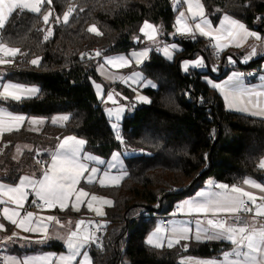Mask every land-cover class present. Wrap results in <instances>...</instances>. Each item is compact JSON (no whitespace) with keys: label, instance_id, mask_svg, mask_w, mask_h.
Masks as SVG:
<instances>
[{"label":"trees","instance_id":"1","mask_svg":"<svg viewBox=\"0 0 264 264\" xmlns=\"http://www.w3.org/2000/svg\"><path fill=\"white\" fill-rule=\"evenodd\" d=\"M172 2L53 0L51 6H44L45 11L49 7L53 10L54 34L49 41L43 42L44 33L38 31L47 26L32 13H14L6 28V34L11 36L10 46L19 47L28 55L18 56L12 66H7L5 79L36 86L40 92L22 103L0 101V106L30 118L46 120L39 132L20 128L18 132L2 136L0 147L4 148L6 164L13 162L10 154L17 146L22 149L20 164L35 159L33 152L23 150L25 146L38 148L42 155L35 160L45 161L47 152L65 135L85 140L84 152L104 160L114 152L138 153L124 157L128 176L119 186L102 188L96 184H82L85 190L109 197L113 202L103 217L110 220L105 224L104 240L99 246L92 244V264H179L178 259L183 255L217 256L227 244L192 241L186 251L182 246L153 248L145 239L157 220L126 224L122 219L144 209L153 210L156 203L158 212L166 214L208 180L238 185L245 178L261 181L264 178V170L259 168L260 160L264 159V118L227 110L217 91L205 79V73L191 70L183 74L180 71L178 63L194 58L197 52L210 60L199 38L193 41L174 39L172 43L181 49L175 52L173 60L165 59L160 51H150L147 60L136 68L143 75L141 83L149 80L155 88L105 85V93L113 88L127 102L133 103L132 112L124 116L118 126L124 143L116 139L93 88V83L101 81L97 65L103 58L126 54L138 47L142 38L140 26L145 21L158 25L161 39L169 42L177 10L183 7L177 6L174 10ZM201 3L213 23L227 14L264 36V0H201ZM69 5L77 9L69 24H55V17L60 16L62 20ZM80 8L84 11H79ZM91 25H96L102 35L89 33L87 29ZM96 51L102 56L81 59L82 53L94 56ZM37 56L42 58L39 67L27 62ZM260 62L261 59L256 60L246 67L235 65L245 70L258 69ZM225 75L221 73L212 79L218 82ZM135 90L150 102L134 101ZM62 115L70 117L63 126L49 124L50 118ZM7 174L8 178L17 179L20 172L14 166ZM49 248L58 250L60 246L55 244Z\"/></svg>","mask_w":264,"mask_h":264},{"label":"snow or ice","instance_id":"2","mask_svg":"<svg viewBox=\"0 0 264 264\" xmlns=\"http://www.w3.org/2000/svg\"><path fill=\"white\" fill-rule=\"evenodd\" d=\"M180 3L181 0H173L174 6H179ZM183 3L187 5V13L190 16L186 15L185 11L179 12L175 34L188 35L195 39V34L198 33L214 42L210 46L218 52L223 51L229 45L241 47L249 37H254L257 41L262 39L257 32L249 31L244 23L227 14L222 17L218 27H213L211 20L205 15L201 0H183ZM52 4L53 0H0V66H12L18 56L26 57L28 55L21 48L10 46L8 42L11 40V36L6 34V28L13 14L23 15L25 12L34 14L38 20L42 21L43 25L47 26L38 29L44 33L43 42H47L54 34L53 10L49 7L45 11L44 6ZM76 11L74 5H69L63 13L62 20L60 16L55 17V24L68 25ZM79 11L82 12L84 9L80 8ZM189 18L195 22L194 29L189 24ZM87 31L97 36L102 35L96 25H91ZM159 31L147 21L140 28V32L154 43ZM170 49L176 50L177 45L173 43L165 45L163 49L156 48L171 60L173 57ZM149 51L151 49L146 48L139 52H133L131 57H107L104 64L99 67L103 69L107 64L116 69H123L130 67L133 60L140 64L148 57ZM256 55L257 49L256 46H253L244 62L247 63ZM85 56L94 59L101 57L102 53L96 51L94 56L82 53L81 59H84ZM228 59L229 62L235 63L232 57H228ZM41 60L42 58L37 56L27 62L32 66L39 67ZM203 66L202 59L192 63L185 61L184 71L187 72L190 67L201 68ZM4 75L0 72V100L22 103L39 94L38 87L10 80L5 81ZM113 79H118L122 83H141L144 78L140 73L134 72L131 76H119L113 77ZM147 86L156 87L151 82H148ZM95 87L98 89V97L104 101L101 85L96 84ZM212 87L223 94L230 110L246 113L252 117L264 118V85L259 88L246 86L243 74L233 73L223 84H212ZM137 99L143 103L150 102L147 97L142 95H139ZM107 101L113 104L117 103L113 93H108ZM107 111L109 117H114L116 121H119L125 109L116 107L109 108ZM69 119L68 115H62L53 118L51 122L55 125L58 121L67 122ZM25 122L31 126L45 123L43 119L30 118L24 114L14 113L6 107H0V137L5 133L18 132ZM111 127L116 133V139L120 143H124L118 124L113 123ZM29 130H35V128L32 127ZM85 143V140L79 139L75 135H67L50 153V163L39 159L36 161L42 165L39 178L34 174L23 175L18 178V183L15 185L0 182V205H4L0 210V215L24 233L40 236L39 239L33 241L30 236L19 237L18 233L13 232L6 239L11 241L14 238H22L28 242L46 243L49 239L55 238L62 240L67 249L66 254L58 256L54 254L23 257L5 255L0 257L2 264H92L87 248L92 244L100 245L101 241L100 237L90 229L94 227L96 231H99L105 227L104 224L91 220H80L75 224V230L69 228L64 236H60L59 233L51 236L49 235L51 224L60 225L61 228L65 225H62L52 215L37 216L32 211L25 209L30 195L34 197L31 204L40 209L59 207L63 210L69 206L70 201H73L71 207L75 211H79V205L85 204V198L90 197L86 203L88 210L94 212L97 217L106 215L103 205L111 206L113 202L90 194L83 187L78 186L83 180L88 185L98 183L102 188L116 187L128 176V172L120 160V153L113 154L110 161H105L95 155L84 153ZM28 150L31 151V149ZM16 151L20 153L21 147L17 146ZM37 155L42 154L37 153ZM13 159L16 157L14 156ZM259 168L264 169V159L260 160ZM243 184L258 189L262 195L257 196L241 186H229L225 183L217 184L208 181L206 189L197 192L194 198L185 200L177 206L178 212L190 219L172 220L168 228L157 226L155 231L147 237L146 243L159 249L165 246L166 241L167 248L171 249L180 245L186 251L188 245L187 243L182 244V241L187 242L191 239L196 242L227 241L232 248L231 251H225L221 259L196 260L195 264H264V184L253 179H245ZM96 204L100 206H94ZM8 205H14V207ZM22 210L25 213L23 216H21ZM0 231H7L4 223H0ZM191 259L188 258V260ZM180 264H188V261L182 258Z\"/></svg>","mask_w":264,"mask_h":264},{"label":"crops","instance_id":"3","mask_svg":"<svg viewBox=\"0 0 264 264\" xmlns=\"http://www.w3.org/2000/svg\"><path fill=\"white\" fill-rule=\"evenodd\" d=\"M181 1L183 2V0H181ZM185 6H186V4L183 3V7H185ZM221 19H222V17L217 21V23H213L211 21L212 24H213V26L214 27H218L219 26V22H220ZM194 27H195V25L193 26V29H194ZM248 30L249 31H255V32H257L261 36V38L263 37V35L261 33H259L258 30H250V29H248ZM159 36L161 37L160 31H159ZM181 36H188V35H177L175 38H179ZM198 37H199V39L202 40L203 48L208 50L210 60L207 61L205 59V57H204V55H203L202 52H197L195 54V57L194 58H190L189 57L187 59L181 60L178 63L181 73L185 74V73H187V72H189L191 70H196L199 73H202V74L205 73L206 74L205 75V79L208 82L210 81L209 84L210 83L211 84H223L224 81H226L232 74L231 73L226 74L218 82H214L213 81L212 76L209 74V72L210 71L214 72L213 69H215V64H214V61H213V58H212V52L213 51H217V50L215 48H213L212 46H210L214 42L210 41L209 38L202 37L199 34H198ZM253 38L254 37H249L248 40L242 44L241 47H236L235 45H229L227 48H225L223 51H221V53L223 54V57L221 59H222V61H224L225 63H228V64L239 63L243 67H246L247 65L251 64L252 62L261 59L260 64L256 67V68L260 69V72L257 74V76L254 77V78L243 77L244 84L246 86L259 88L261 85H264V79H262V78H264V59H263L264 58V42H263V38L259 41V44H255L254 45V46H256V49H257V55L255 57H253L251 60H249L247 63L244 62L245 59H246V57L248 56V54L251 52V49L252 48L249 50V41L251 39H253ZM173 40H170L169 42H159L158 44L171 45V44H173L172 43ZM144 42H145L144 39L141 38V41L139 42V46L136 47V48H133V49L129 50V52L126 53L124 56L125 57H131V54L133 52H139V51H142V50L146 49L145 48V45H144ZM158 44H154V45H158ZM180 49H181L180 46H177V49L176 50H171L170 49V51L172 53V57H174L175 52L178 51V50H180ZM149 53H150V51H149ZM160 54L165 59L169 60L167 57H165L163 55L162 51H160ZM228 57H232V60H234L235 63L229 62ZM147 58L144 59L143 63L147 60ZM201 59L203 60V64H204L203 67H201V68H191L190 67L187 72L184 71V62L185 61H188L189 63H192V62H195L196 60H201ZM104 60H105V58H103V60H101V62L97 65V68H96V72L99 75V77L101 78V81L98 82V83H94V84H102L103 85V89L105 88V85L121 84L122 82H120L118 79H115L114 80L113 77L131 76L132 73H134L136 70H138L136 67H139L140 65L143 64V63L137 64L135 62V60H133L130 67H126V68H123V69H116V68H113L111 65H107V64L104 65V68L103 69H100L99 66L101 64H104ZM171 60H173V58ZM134 67L136 69H132V70L126 72L127 70H129L131 68H134ZM0 69H2V70H0V72L1 71H5V70L6 71L8 70L7 69V66H0ZM6 74L4 75V80L5 81H9V80L5 79ZM100 74L106 76L107 78H109L110 80L115 81V82L114 83H108V84L107 83H104L103 78L101 77ZM142 77H143V75H142ZM215 90L217 91V93L221 97V99L223 101V104H224V107L227 110L234 111V112H238V111H235V110H230L228 108L225 100H224L223 94L218 89H215ZM110 91H113L114 92L115 89L112 88V90H108L106 93H105V90H104L103 91L104 98L106 97V95ZM110 93H112V92H110ZM100 101H101V105H103V103H102L103 101L102 100H100ZM4 102H10V101H4ZM0 107H2V106H0ZM131 107H132V104H131ZM238 113H241V112H238ZM242 114H246V113H242ZM55 117H58V116H53L52 118H50L48 120V122H49L50 125H52V126H63L65 124L64 121H59L55 125L52 124L51 121ZM44 121L46 123V120H44ZM45 123L43 125L31 126L27 122H25V124L28 125V127H27L26 130L29 131V132H39L41 130V128L45 125ZM32 127H34L35 130H31L30 131L29 129L32 128ZM21 128H23V127H21ZM65 136H67V135H65ZM65 136L61 137L60 140H62ZM1 138L2 137H0V140H1ZM83 152H84V150H83ZM84 153H86V152H84ZM47 154L49 156V157H47V160H48L47 162L50 163V155H49L50 152L49 153L47 152ZM86 154H90V153H86ZM91 155H94V154L91 153ZM37 167H38V169H37V172L35 171V173L38 174V176H36V177L39 178L41 176V171L39 169V166H37ZM101 167L103 168L104 166H101ZM19 177H21V174H19L18 178ZM18 178L17 179H15V178H8L6 175H3L2 174V175H0V182L7 183V184H10V185H15L16 183H18ZM245 179H252V178H245ZM253 180H255V179H253ZM208 181H213L214 183H217V184L218 183H222V182H218V181H215V180H208ZM208 181L204 184V186L202 188H200L199 190H197L194 194H192L190 196H187V197L181 199L176 204L179 205L180 203H182L185 200L194 198L197 192L206 189L207 184H208ZM243 181L240 184H238L237 186L244 187L245 190L252 191L257 196L262 195V193H260L258 189H253V188H250L248 185H244L243 184ZM255 181L264 184V178L262 179V181L261 180H255ZM82 184H87V183H85L82 180L81 181V184L78 187H82ZM96 185L99 186L98 183H96ZM229 186H232V185H229ZM89 193L90 194H95V195H97L99 197H103V198H106V199L111 200L109 197H106V196H103V195H99V194H96V193H93V192H89ZM88 199H90V197L85 198V204L79 205V208H80L79 211H75L71 207V204H72L73 201H70L69 202V206L66 209L61 210L59 207H57L55 209H47L43 213H34V214L37 215V216H44V217H46L48 215H52V216L56 217L60 221V223L62 225H65V227L61 228L60 225H56L55 223H53L49 227V235L55 236L56 233H59L60 236H64L66 234V232L68 231L69 228H71V230H75V224L78 221H80V220L88 221L87 218L92 217V216H96L94 212L89 211L88 208L86 207V203H87V200ZM8 206L9 207H14V205H8ZM94 206H100V205L96 204ZM111 206L103 205L104 212L107 213V210ZM3 207H4V205H0V210H2ZM187 219H190V218L188 216H186V215L180 214V216L176 217L173 220H187ZM0 223H4L5 224V227L7 229V231H0V256L1 257L5 256V255H12V256H17V257H23V256H36V255H42V254H54V255H57L58 256L60 254H66L67 253L66 246L64 245L63 241L60 240V239H55V238L49 239L46 243L28 242V241H26L25 239H22V238H14L13 240L8 241L6 238L8 236H11L13 232L18 233L19 234V237L30 236L33 241L39 239L40 236L38 234L24 233L21 229H17L14 225H11L8 221L4 220L3 217H2V215H0ZM157 226H161L159 221H156L154 223L153 228L149 232V234L146 236L145 241L147 240V237L152 232L155 231V229H156ZM90 231H93V228L90 229ZM192 241H195V240L194 239H191V240H189L187 242H183L182 241V244L187 243V245H188ZM210 242H217V243L227 244L228 247L225 249V251L226 250H231V248H232V246L227 241H210ZM55 244H57V245L60 246V248L58 250L49 248V247H51L52 245H55ZM178 246H180V245H178ZM91 247H92V245L88 246V248H87V251H88L89 256H90ZM164 247L167 248L166 247V241H165V246ZM175 247H177V246H175ZM188 256H191V255H183L179 259L184 258V257H188ZM191 257H194V258L191 261H189L190 264H195V261L196 260L213 259V257H197V256H191ZM214 257H217V256H214ZM90 259H91V257H90Z\"/></svg>","mask_w":264,"mask_h":264},{"label":"rangeland","instance_id":"4","mask_svg":"<svg viewBox=\"0 0 264 264\" xmlns=\"http://www.w3.org/2000/svg\"><path fill=\"white\" fill-rule=\"evenodd\" d=\"M172 5H173V9L174 10H176L178 7L177 6H174V4H173V2H172ZM205 9V8H204ZM180 11H185V13H186V15H189L190 16V14H188L187 13V5L185 6V7H181L180 9H178L177 10V13H176V17H175V21H174V25H173V28H172V31L170 32V34L168 35V38H170L171 40H173V39H178V38H175L177 35H179V34H175L176 33V19H177V16L179 15V12ZM205 15H206V17L207 18H209V16H208V13H207V11L205 10ZM147 22H149V21H147ZM196 22H198V21H196ZM149 23H151V22H149ZM143 24H144V22L142 23V25L140 26V28L143 26ZM152 25H154L157 29H159L160 27L158 26V25H155V24H153V23H151ZM189 24L193 27L194 25H195V22L194 21H191V19L189 18ZM214 27V26H213ZM139 32H140V30H139ZM260 33V32H259ZM140 35L142 36V38L144 39V45H145V48H147V49H150L151 48V46H153L154 44H158L159 42H164L163 41V39H161V37L159 36V34L157 35V37H156V42L154 43V42H152V41H149L144 35H143V33H141L140 32ZM263 38V42H264V36L262 37ZM260 41V40H259ZM259 41H257L255 38H253V39H251L250 41H249V50L252 48V46H254L255 44H259ZM125 54H118V55H113V56H110V57H116V56H124ZM0 70H2V69H0ZM2 73H4V74H6L7 73V71L5 70V71H1ZM136 73H140L141 75H142V73L141 72H139L138 70H136L135 71ZM101 75V77L103 78V81H104V83H114L115 81H112V80H110L109 78H107L106 76H104V75H102V74H100ZM148 82H151V81H149V80H146L145 82H143V83H135V82H129V83H121L122 85H124V86H127V87H131V88H137L138 89V87L140 86V88H143V87H149V86H147L148 85ZM152 83V82H151ZM153 84V83H152ZM95 85L96 84H94L93 83V88H94V91H95V93H96V95H97V92H98V89L95 87ZM99 85H101V88H102V92L104 91V89H103V85L102 84H99ZM110 92H112L113 93V95H114V98L116 99V101H117V103L116 104H113L112 102H110V101H107V95H106V97L104 98V101L102 102L103 103V105H102V108H103V112H104V115H105V117L110 121V125H112L113 123H117L118 124V126H119V123H120V121L122 120V118L124 117V116H126V115H129L131 112H132V107H131V103H129V102H127V100L125 99V97H123L118 91H110ZM109 92V93H110ZM139 95H142L141 93H140V91H138V90H135V96H134V101H136V102H138V103H143V102H141V101H139L138 99H137V97L139 96ZM142 96H144V95H142ZM97 98L98 99H100L99 97H98V95H97ZM101 100V99H100ZM0 101H2V100H0ZM133 104V103H132ZM116 107H123L124 109H125V111L121 114V119L119 120V121H116L115 120V118L114 117H109V115H108V109L109 108H116ZM59 122V121H58ZM57 122V123H58ZM27 127H28V125H24L23 126V128H25V129H27ZM51 138H53L52 136H51ZM55 147H56V145H55ZM55 147H54V149H55ZM3 147H0V175H6L7 177H10L8 174H7V172L9 171V169H10V167H14V166H16L17 168H18V171L20 172V174H21V176L22 175H35V176H38V174H36L35 173V170H36V167L37 166H39V169H40V171H41V168H42V165L41 164H38V163H36V157L37 156H40V155H37V153H41L42 154V152L38 149V148H35V147H32V146H27V147H24L23 148V150H27V151H29L28 149H31V152H33L34 153V155H35V159H34V162H32V160H27V162H26V164H20V160H21V154H22V152H20V153H17V151H16V149H14L12 152H11V154H10V157L11 158H13L14 156L16 157V159H13L12 161L13 162H11V164H6L5 162H4V157H5V154L3 153ZM53 149V150H54ZM22 150V149H21ZM52 150V151H53ZM50 153H51V151H50ZM115 153H120V160L122 161V163H123V166H124V168H125V163H124V157H129V156H134V155H137L138 153L137 152H134V151H124V152H114V153H112L111 155H110V157H109V159L108 160H105V161H110L111 160V157H112V155L113 154H115ZM91 154V153H90ZM50 155V154H49ZM95 156H97V155H95ZM49 157V156H48ZM97 157H99V156H97ZM100 159H103L102 157H99ZM45 161H48L47 159L45 160ZM44 166H46V165H44ZM37 169H38V167H37ZM16 173V172H15ZM226 251H231V250H226ZM225 252V250L222 252V253H220V254H218L217 255V257H213V259H221L222 258V254ZM188 258H194V257H191V256H188V257H184L183 259H185V260H187L188 261V264H190V262L189 261H191V260H188ZM181 260H182V258L181 259H178V262H179V264H180V262H181Z\"/></svg>","mask_w":264,"mask_h":264},{"label":"built area","instance_id":"5","mask_svg":"<svg viewBox=\"0 0 264 264\" xmlns=\"http://www.w3.org/2000/svg\"><path fill=\"white\" fill-rule=\"evenodd\" d=\"M183 5L182 1L180 3V5L178 7H181ZM199 38L198 34H195V39ZM195 39H192L190 36H181L178 38L179 41H193ZM165 46V44H158V45H154L151 46V51H157L156 48L159 47L160 49H163V47ZM212 58L215 64V70L214 72L210 71L209 74L212 77H218L221 75V73H242L243 77H249V78H254L257 76V74L260 72V69H248L245 70L244 68H239L237 65L235 64H228L225 63L224 61H222L221 59V53L218 51H213L212 52ZM189 78H191V76H188ZM190 92V88H188L187 94ZM33 196H29V200L28 202H26L25 204V209L27 211H32L33 213H43L45 212L47 209H40L38 207H36L35 205L31 204V200L33 199ZM178 204L173 205L172 208L169 210L168 213L166 214H161L159 213V206L156 203L154 205V209L153 210H147L144 209L141 213L136 214V215H132L129 217L124 216L122 219V223H132L134 221H139V220H143V221H150V220H157L160 222V225L163 228H168L170 225V222L175 219L176 217L180 216V213L178 212V208H177ZM175 213V215H173ZM24 210L21 211V216H23ZM190 218V217H189ZM87 220H91V221H95L97 223H101V224H106L109 223L110 220L104 219L103 217H97V216H92L87 218ZM93 232H95L96 236L100 237V241L101 243L104 240L105 237V232H106V225L105 227L101 228L99 231H96L95 228L93 227ZM95 246H99L96 244H93ZM101 245V244H100ZM1 257V256H0ZM0 264H2V260H0Z\"/></svg>","mask_w":264,"mask_h":264},{"label":"water","instance_id":"6","mask_svg":"<svg viewBox=\"0 0 264 264\" xmlns=\"http://www.w3.org/2000/svg\"><path fill=\"white\" fill-rule=\"evenodd\" d=\"M259 28H260V27H259ZM135 43H137V41H135ZM206 171H207V170H206ZM204 173H206V172H204ZM204 173H203V174H204ZM192 184H193V182L189 185V188L192 186ZM189 188H188V189H189Z\"/></svg>","mask_w":264,"mask_h":264}]
</instances>
